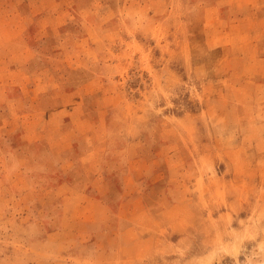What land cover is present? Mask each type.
<instances>
[{
	"label": "rangeland",
	"instance_id": "374dc122",
	"mask_svg": "<svg viewBox=\"0 0 264 264\" xmlns=\"http://www.w3.org/2000/svg\"><path fill=\"white\" fill-rule=\"evenodd\" d=\"M17 1L0 264H264V0Z\"/></svg>",
	"mask_w": 264,
	"mask_h": 264
},
{
	"label": "crops",
	"instance_id": "0c3cea01",
	"mask_svg": "<svg viewBox=\"0 0 264 264\" xmlns=\"http://www.w3.org/2000/svg\"><path fill=\"white\" fill-rule=\"evenodd\" d=\"M19 6L21 7V3H19L17 0H6V1H1L0 0V7L7 8L6 10H12V9H15V8L17 10L19 8ZM8 13H9V11H6V13H3V14H8ZM3 14L0 13V18H1L0 21L1 22H2V20H4L2 18V17H4ZM6 19H7V17H5V20ZM19 21L20 20H18V22ZM2 34H4V33H1L0 32V35H2ZM10 40H12V39L3 38V36L2 37L0 36V42H3V41L9 42ZM13 53H15V52H12L11 54H13ZM12 69H13V67L12 66H9L7 64L0 65V74H6V77H7L6 79L1 80V82H0V88L4 91V92H2V96H4L3 97L4 100L5 99H9L11 97H14L10 93H13V95H15V93L19 92V89L20 90H23L24 89V83L15 80V77H16L15 76V73H16V71H15V69L14 70H12ZM18 100H19V97H16V102H18ZM45 118H47V117H45ZM54 118H57V116H54V117L53 116H50V117L48 116V119H54ZM3 119H5V118H1L0 117V121H3ZM40 119H41L40 118V115L38 117L37 116L35 117L34 115H32L27 120L32 123V122H37ZM30 132L34 135L32 137V139H31V142L32 141L36 142V141L44 140L45 139L44 138L45 137L44 135H36L37 133H40L41 132V130H39L38 128H31ZM60 138H61V141L62 142L63 141L65 142V138L63 136L62 137L60 136ZM49 143H51V146H52V142L49 141ZM12 148H14V146ZM71 148L75 149L76 148V145L74 146V144L72 143V144L68 145L65 148V150H69ZM89 152H91V151H88V153ZM52 153H53V151H52ZM74 159H75L74 157H72V156L70 157V161H69L70 163H69V166H68V170L70 168H72L73 165H75V162L76 161H74ZM91 159H94V157L91 158ZM29 161H30L29 158H25L24 161H23L24 164H21V166H24V168L28 167L26 165H27V163Z\"/></svg>",
	"mask_w": 264,
	"mask_h": 264
}]
</instances>
